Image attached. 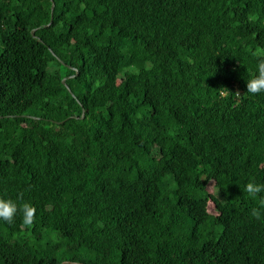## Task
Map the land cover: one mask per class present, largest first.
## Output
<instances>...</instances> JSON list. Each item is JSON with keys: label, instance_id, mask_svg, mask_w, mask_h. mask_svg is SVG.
Wrapping results in <instances>:
<instances>
[{"label": "trees", "instance_id": "obj_1", "mask_svg": "<svg viewBox=\"0 0 264 264\" xmlns=\"http://www.w3.org/2000/svg\"><path fill=\"white\" fill-rule=\"evenodd\" d=\"M53 1L0 0V264H264V0Z\"/></svg>", "mask_w": 264, "mask_h": 264}, {"label": "clouds", "instance_id": "obj_2", "mask_svg": "<svg viewBox=\"0 0 264 264\" xmlns=\"http://www.w3.org/2000/svg\"><path fill=\"white\" fill-rule=\"evenodd\" d=\"M53 2V0H52ZM258 74L253 78L247 80V93L258 95L264 93V58H260L258 65ZM226 88L220 89L222 92ZM228 92H230L227 89ZM237 96L241 95L239 92L235 93ZM250 197L255 198L261 192H264V184L255 182H248L243 189ZM37 209L30 203H23L18 205L12 199L0 198V220L8 224L15 223V218L18 213L22 215V226L31 227L36 218ZM252 215L259 218V212L253 209Z\"/></svg>", "mask_w": 264, "mask_h": 264}, {"label": "water", "instance_id": "obj_3", "mask_svg": "<svg viewBox=\"0 0 264 264\" xmlns=\"http://www.w3.org/2000/svg\"><path fill=\"white\" fill-rule=\"evenodd\" d=\"M54 6H55V3H54V1L52 2V12H53V10H54ZM52 18H53V16L51 17V21H50V23L52 22ZM49 23V24H50ZM32 33L34 34V29L32 30ZM63 82H65V78L63 79ZM83 114H84V112H83Z\"/></svg>", "mask_w": 264, "mask_h": 264}]
</instances>
